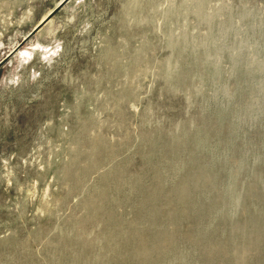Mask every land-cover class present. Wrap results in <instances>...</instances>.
I'll use <instances>...</instances> for the list:
<instances>
[{
	"label": "rangeland",
	"instance_id": "374dc122",
	"mask_svg": "<svg viewBox=\"0 0 264 264\" xmlns=\"http://www.w3.org/2000/svg\"><path fill=\"white\" fill-rule=\"evenodd\" d=\"M155 130L166 148L148 160ZM172 163L167 190L185 163L219 177L194 194L202 219L177 224L202 241L181 236L165 264H226L208 246L264 214V0H0V264H121L104 228L135 213L154 223L143 199ZM233 187L214 217L210 200ZM249 264H264V246Z\"/></svg>",
	"mask_w": 264,
	"mask_h": 264
},
{
	"label": "bare ground",
	"instance_id": "6f19581e",
	"mask_svg": "<svg viewBox=\"0 0 264 264\" xmlns=\"http://www.w3.org/2000/svg\"><path fill=\"white\" fill-rule=\"evenodd\" d=\"M186 43L187 41L185 40L178 46L179 54L186 52ZM196 77L199 78V75H196ZM173 79V74L168 75L166 78L168 83L172 82ZM219 124L220 122L217 121V129L220 128ZM188 125H191V122ZM213 132V130L212 132L210 130L211 135H215ZM216 132L217 130L214 133ZM164 135L163 131L158 132L156 130L147 133L145 141L148 147L145 155L146 159L149 160V158L154 157V151L156 150H160V152L165 150ZM181 139L183 142H181L180 150H184L188 142H190V138L184 136ZM205 142L202 136L200 140L194 141L189 154L190 160L199 161L201 159V145ZM185 164L183 166L186 169L189 168V170L178 184L170 190L166 189L165 170H175L179 164L172 163L169 168L157 169L156 183L143 199L144 204L150 205L149 216L155 221L154 223H149L147 227H144L146 225L138 224L142 213H135L132 215V219L122 225L116 219L113 227L108 224L104 228L101 235L102 248H108L109 250V248L112 249L114 246H120L122 250L116 256L122 262L121 264H165L170 250L175 247L181 236H184L186 241L193 245H198L202 241L201 234L198 233L195 227L186 226L179 229L177 224L193 216L196 217V220L197 218L202 219L201 216L203 215L198 216L196 211L201 209L206 203L204 200H193L194 194L199 189L212 187L219 177V172L210 165L201 169H194L191 166L189 167L188 163ZM235 190L236 188L233 187L226 190L225 193L216 192L208 207L209 212L214 217L220 218L216 211L224 204V194L234 193ZM260 192L261 187L256 183L250 188L248 198L250 199L252 194ZM248 198H246V201L249 200ZM105 211V208H97L95 218H102ZM228 216L229 211L228 214L223 215V217ZM161 219L170 220L176 227L168 230H159L156 222ZM154 234L155 242H148V236L151 237ZM231 234L232 236L228 235L221 242L209 245V253L211 256L220 255L223 258L228 255L226 264H249L251 254L264 246V214H247L244 219L233 223ZM233 235L244 237L246 240L242 245H236L233 241ZM184 261L185 257L183 256L176 259V262L180 264H183Z\"/></svg>",
	"mask_w": 264,
	"mask_h": 264
}]
</instances>
